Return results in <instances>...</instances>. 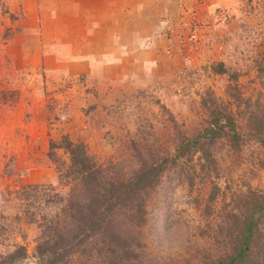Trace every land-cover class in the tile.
<instances>
[{"label": "rangeland", "instance_id": "obj_1", "mask_svg": "<svg viewBox=\"0 0 264 264\" xmlns=\"http://www.w3.org/2000/svg\"><path fill=\"white\" fill-rule=\"evenodd\" d=\"M212 2L201 63L154 82L108 83L47 70L36 56L39 34L30 31L38 26L37 0H0V261L24 245L28 258L16 264H43L37 247L53 234L48 221L60 208L49 201L77 183L67 172L68 137L107 178L142 163L163 169H154L158 181L147 199L146 261L187 264L220 251L214 231L224 208H250L264 195V145L254 136L256 123L264 124V0ZM226 104L240 139L223 131L208 145L214 161L205 166L199 152L175 161L178 137L196 136L211 110ZM187 171L196 173L193 185ZM32 184L50 193L31 195L25 187ZM215 198L211 213L207 200ZM85 254L72 260L88 263Z\"/></svg>", "mask_w": 264, "mask_h": 264}, {"label": "trees", "instance_id": "obj_2", "mask_svg": "<svg viewBox=\"0 0 264 264\" xmlns=\"http://www.w3.org/2000/svg\"><path fill=\"white\" fill-rule=\"evenodd\" d=\"M234 91L229 88L231 97ZM228 129L234 132L232 135L235 139H240L232 106L226 104L223 109L222 106L212 109L210 122L196 136L181 134L178 137L173 159H189L199 152V158L204 162L202 164H210L214 157L208 145ZM256 129L254 136L264 145V124L261 119L256 123ZM68 139L67 149L72 162L66 164L67 172H75L77 183L65 198L55 192L49 201V204L60 205L59 219H56V215L48 221V229L53 234L37 247L42 263L78 264L72 260L74 256L90 251L92 256L84 264H153L145 260L147 254L142 237L143 226L147 222V199L156 187L158 179L155 175L159 168L142 163L128 173L107 178L103 166L97 165L83 150L84 146L78 145L77 148L73 140ZM168 157L165 158L164 168ZM194 174L186 173L189 185L194 184ZM25 188L31 195L37 190L43 194L50 193L44 190L45 186L38 184ZM218 190L220 193L221 189ZM58 196H61L60 201L56 199ZM216 201V198L207 200L209 212L216 211ZM222 214L219 229L214 231L221 245L220 251L207 254L199 262L187 264H264V195L250 208L243 202H235L232 207L226 206ZM217 216L212 218L216 219ZM25 258H28L27 249L20 245L0 264H16Z\"/></svg>", "mask_w": 264, "mask_h": 264}, {"label": "crops", "instance_id": "obj_3", "mask_svg": "<svg viewBox=\"0 0 264 264\" xmlns=\"http://www.w3.org/2000/svg\"><path fill=\"white\" fill-rule=\"evenodd\" d=\"M36 56L50 72L89 75L99 81L154 82L202 53L168 50L170 29L189 12L211 20L212 0H37ZM32 26V20L28 19Z\"/></svg>", "mask_w": 264, "mask_h": 264}, {"label": "built area", "instance_id": "obj_4", "mask_svg": "<svg viewBox=\"0 0 264 264\" xmlns=\"http://www.w3.org/2000/svg\"><path fill=\"white\" fill-rule=\"evenodd\" d=\"M225 19V16L222 17ZM208 23L196 16L195 13L189 12L184 14L180 20V26L177 29H170L168 50L173 45H178L182 53L185 54L186 49H192L195 52L202 53L207 47Z\"/></svg>", "mask_w": 264, "mask_h": 264}]
</instances>
